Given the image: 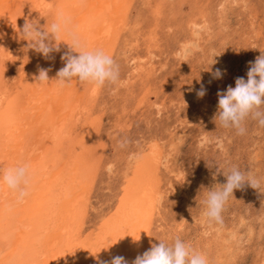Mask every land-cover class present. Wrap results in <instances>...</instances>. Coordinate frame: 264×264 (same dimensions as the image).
I'll list each match as a JSON object with an SVG mask.
<instances>
[{"label": "rangeland", "instance_id": "rangeland-1", "mask_svg": "<svg viewBox=\"0 0 264 264\" xmlns=\"http://www.w3.org/2000/svg\"><path fill=\"white\" fill-rule=\"evenodd\" d=\"M150 36L155 43H147ZM262 51L264 0L131 2L113 55L120 82L102 88L86 127L99 140L101 163L84 241L99 237L128 201L151 188L162 197L151 220L152 245L180 237L208 264H264V193L245 183L224 205L222 223L204 215L207 189L226 183L223 171L250 172L264 186V127L249 118L240 135L213 119L217 93L247 80L249 62ZM136 59L147 70L135 74ZM216 69L222 78H213Z\"/></svg>", "mask_w": 264, "mask_h": 264}, {"label": "bare ground", "instance_id": "bare-ground-1", "mask_svg": "<svg viewBox=\"0 0 264 264\" xmlns=\"http://www.w3.org/2000/svg\"><path fill=\"white\" fill-rule=\"evenodd\" d=\"M132 1L0 0V168L27 163L33 176L23 200L0 182V264H100L114 256L131 264L151 248V220L162 198L151 188L125 203L99 237L83 240L101 163L99 140L86 127L102 88L94 93L76 79L64 87L55 81L72 43L69 31L88 49L113 57ZM159 6L151 8L156 17ZM61 13L68 31L61 32L60 51L45 58L28 48L21 36L25 21L44 31ZM144 64L137 60L133 72L147 70ZM39 68L48 70V82H38Z\"/></svg>", "mask_w": 264, "mask_h": 264}, {"label": "clouds", "instance_id": "clouds-1", "mask_svg": "<svg viewBox=\"0 0 264 264\" xmlns=\"http://www.w3.org/2000/svg\"><path fill=\"white\" fill-rule=\"evenodd\" d=\"M67 24L68 21L62 13L44 31L39 29L36 22L26 20L21 36L29 42L28 48L48 58L50 53L60 51L58 41L62 30L68 31ZM68 34L72 36V43L68 44L69 51L61 57L64 67L58 70L55 80L59 86L70 85L73 79H76L82 85H90L95 93L106 84L118 85L120 68L115 59L102 49H88L81 44L74 31H69ZM73 52L78 55H74ZM249 64L247 80L239 77L235 81V87L229 86L226 92L217 93L218 110L213 118L220 127L235 129L240 135L246 131L244 122L249 118L264 127V51ZM38 72L39 83L49 81L47 69L39 68ZM212 75L214 79H220L223 73L220 69H216ZM196 94L202 98L206 90L202 86ZM126 143V140L119 141V147L124 148ZM223 174L226 183L207 189L204 215L210 222L222 223L221 212L224 205L233 196L234 190L241 188L245 183L264 193L261 181L250 172L245 173L232 167L228 171H223ZM32 180L30 165L27 163H19L15 167L6 169L0 168V182L15 192L18 200L28 196ZM100 264H128V262L123 256H114L110 261H101ZM131 264H208V261L203 253L195 250L180 237H176L171 244L161 240L159 244H153L142 255H137Z\"/></svg>", "mask_w": 264, "mask_h": 264}]
</instances>
